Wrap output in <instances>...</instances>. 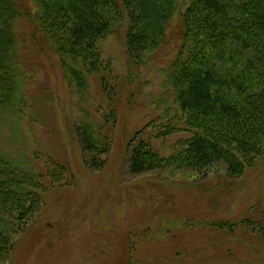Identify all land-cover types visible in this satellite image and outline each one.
I'll return each instance as SVG.
<instances>
[{
	"label": "rangeland",
	"instance_id": "1",
	"mask_svg": "<svg viewBox=\"0 0 264 264\" xmlns=\"http://www.w3.org/2000/svg\"><path fill=\"white\" fill-rule=\"evenodd\" d=\"M16 2L31 8V0ZM174 3L178 11L187 4ZM180 31L176 18L167 47L146 54L134 79L118 28L100 42L102 60L112 69L117 118L104 131L111 146L103 168L90 170L75 130L81 122L102 123L108 99L100 75L90 77L88 92L80 95L45 39L26 20L17 21L24 92L32 103L18 123L0 108V157L34 163L46 179L39 210L12 235L7 264H264V155L235 178L222 163L202 171L129 172L137 139L169 158L191 138L185 130L161 129L168 121L164 108L175 109L170 95L159 101L164 62ZM61 167L69 169L62 178Z\"/></svg>",
	"mask_w": 264,
	"mask_h": 264
},
{
	"label": "trees",
	"instance_id": "2",
	"mask_svg": "<svg viewBox=\"0 0 264 264\" xmlns=\"http://www.w3.org/2000/svg\"><path fill=\"white\" fill-rule=\"evenodd\" d=\"M31 1V8L23 9L16 0H0V108L14 115L16 123L26 118L24 111L32 103L24 92L28 81L23 80L14 36L21 19L45 39L66 82L80 95L88 92L89 78L100 75L107 112L101 124L81 122L75 131L84 165L102 169L111 146L104 131L117 117L112 69L102 60L100 42L118 28L128 77L134 79L135 66L144 64L146 54L167 47L177 18L180 39L166 56L159 101L165 103L170 95L175 109L164 108L168 121L161 129L185 130L191 138L169 158L160 157L144 138L137 139L129 155L130 174L168 166L202 171L222 163L228 177L235 178L264 155V0H186L182 11L174 0ZM60 169L61 178L69 173ZM42 175L34 163L17 165L0 157V264L8 263L12 235L41 206Z\"/></svg>",
	"mask_w": 264,
	"mask_h": 264
}]
</instances>
